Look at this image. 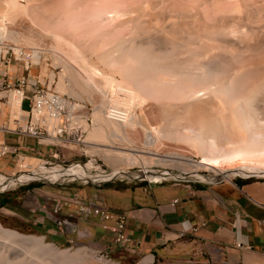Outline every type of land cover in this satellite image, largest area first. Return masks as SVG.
Masks as SVG:
<instances>
[{
  "label": "rangeland",
  "instance_id": "374dc122",
  "mask_svg": "<svg viewBox=\"0 0 264 264\" xmlns=\"http://www.w3.org/2000/svg\"><path fill=\"white\" fill-rule=\"evenodd\" d=\"M7 1H11V0H6V2H5V0H0V11H1V9L7 10V11H3V10L1 11L2 14L3 13L4 14L6 13V14L4 16L5 17L4 22H1V21L0 22L5 23L6 27L8 29H10V31L12 30L16 33L18 32L19 33V34L17 33L18 36H24V38H25V41H24V39H22L23 37L22 38L19 37L17 41H15V40L12 41V39L7 40V42H5V43L9 46V48H11L13 50V47L18 45L19 47L26 49L30 55H33L32 54L33 48H31L32 50L30 49V47H33V45L30 44L31 42L29 43L26 40L27 37H29V38L31 37V38H34L33 42H35L39 48L42 47L43 51H45L46 49L48 50V51L44 52L45 54H43L40 64H37L31 58H30V60H28L29 62H31V64L29 66L28 73L26 72L25 75H27L32 80L39 81V83L42 85H44V84L49 85V86L51 85L55 91L58 90L57 92L62 94V95L69 96V97L74 98L80 102H85V103L91 104L93 107V110H94V112H93L94 123H97V118H96L97 114L96 113H97V111H99L97 108L100 104H102L103 98L98 91L94 92V89L92 91L90 90L91 87L93 86V84H91L92 85L91 86V85H89L90 84L89 83L88 84L89 87H87L86 85H85L86 86L85 87L83 85L86 83L85 80L82 81L84 83H80L82 80V78L80 76H79L80 77V81H79L80 86H78L77 80H79V77L78 76H76V77L72 76L73 73H71L72 71L70 72L69 70H70V68H76V65L84 66L87 64V66L90 67L91 70H93V72H95V73H96V71L97 72L100 71L101 73L104 72L103 74L107 73L108 75H110V73L112 71H109V70H111V69L108 68L105 64H103V61H102V59H100V57L104 54L105 55L110 54V57H113L115 55V58H117L119 55V52L121 51L119 46H121V48H124L125 52H123V53H127L126 51H128V49L133 50V52L136 53L135 50L139 49V51H137V52L142 53V54L144 53L146 55L148 54L147 56L152 57L156 63H159V64L163 63L162 65L166 64L168 66H171L170 69H172V70L181 68L182 71L188 72V70L186 68L189 69V67L191 65L193 68L190 67V71L191 72L197 71V73L199 72L198 74H200L199 70H203L201 72V73H203L208 68H210V67L214 68V66L216 65L215 66L216 68H214L216 76L214 73L211 78L206 79V80H208L207 81L208 83L203 82V84L201 86L203 87L205 85L204 83H207L208 85L206 84L205 86L209 87V85H210L209 83L211 81V84H212L211 86L214 85L213 88H216V86H218L219 84L217 85V83L215 84L214 82L218 81L219 80L218 77L220 76L221 77V78L219 77L220 81L223 79L224 81L223 80L222 81L224 82V84H227L226 87L224 88L225 89L224 93L225 94L228 93V95L220 94L222 99L221 98H219V99H221V100L224 99L223 103L222 102L219 103L220 105L217 102L214 103V101L212 100L211 97H210L211 100L209 99V95H208L209 89L207 90V87H205V86H204V88H205L206 92L203 91L204 88H202V87L201 88L199 87L198 89H196V92H195L196 97H194V98L198 99V101L195 100L194 98H192L193 100H191V102H192L191 103V102H189V100L191 99L190 96L185 95V96H188L185 99V97H183L184 95L180 96L181 94H179L180 97L178 95H171V93H168V91H167L168 89L166 90L167 87H163V86H159L158 88H155V91L157 93L156 95H158V96L155 95V91L153 92L154 96H151L149 93H144V92H140V91L138 92V90L134 89V87L131 85V83H129L130 81L128 79H126V78L124 79V76L122 77V75L120 77V74L119 73L117 74L116 72L113 74L116 75L115 79L118 81L119 84L118 83L117 84L119 86L114 85V87H112L114 89H112L107 84V82L102 78V76L101 77H99L98 75L94 76L93 82L97 81V83L94 82V84L100 83V85H101V87L99 86L100 89L106 91L107 95L110 93L109 98H111L114 101L116 106H119V107L121 106L123 109L127 108V109H129L130 112L135 113V114L137 113L136 115H139L142 113V115L144 117H147V119L149 120L150 124L153 127H155V128L159 127L160 128L161 126L167 125V127L169 126L168 129L174 131L175 133H177V132L178 133L179 132L180 133H189L190 132L193 134L195 132V128L197 127L199 120L201 118L206 117L209 114V109L212 112H215L218 114H223L226 112L230 113V109H231L230 104L235 102L236 97L239 98L238 94L239 95L240 94L246 95L247 93H249L250 90H252L251 88L252 87L254 88L256 86V84L261 81V79H262L261 77L264 76V71H261V70H264L263 69L264 66L262 65V64H264V29H262V28H264V0H57V1L56 0H53V1L52 0H44V1L43 0H38V1L37 0H29L30 2H28V0H23V1L18 0V2H17V0H15L17 2V5H18V6H15V8L14 7L11 8L10 6H12V4L10 2H9L10 4L7 3ZM4 3L8 4V6ZM48 3H50V4H48ZM5 5H6V7H5ZM24 6L26 8H24ZM1 7H5V9L1 8ZM8 7H10L9 10L11 9L10 11L8 9H6ZM30 7H32V8H30ZM21 8H23V10H25L26 12L23 11ZM144 8L146 11L144 10ZM12 9H14V10L12 11ZM20 11H23V12H20ZM149 11H151V12H149ZM10 13H13V14H10ZM246 13H248V14H246ZM139 14H140V16H139ZM152 16H154V18ZM139 17H140V20H139ZM134 18H136V19H134ZM155 18H157L159 20H157V19L155 20ZM216 18L217 19L219 18V19L217 20ZM237 18L240 21H238ZM251 18H253V19H251ZM225 19H227V20H225ZM173 20H175V21L173 22ZM150 21H151V23H150ZM158 21H160V22H158ZM203 22H204V24H203ZM167 23H168V25H167ZM192 24H193V27L196 26V28L191 27ZM161 25L163 26V28ZM164 25H165V27H164ZM208 25H210V26H208ZM173 26H174V28H173ZM188 27H190V28H188ZM254 27L255 28L257 27V28L255 29ZM160 28H162V29H160ZM151 29H154L155 31L151 30ZM191 29H193V30L195 29L194 33L192 32L193 30H191ZM205 29H207V30L205 31ZM239 29H241V30H239ZM253 29H255V30H253ZM162 30H164V31H162ZM209 30H211L212 32ZM213 30H216V31L213 32ZM229 30H230V32H229ZM234 30H236V31H234ZM221 31H223V32H221ZM152 32H155V35ZM217 32H219V33H217ZM230 33H232V34L230 35ZM165 34H166V36H165ZM143 35H145V36H143ZM161 35H162V37H161ZM175 35H177V36H175ZM198 35H200L201 37H204V38L200 39L201 37L199 36V38H198ZM210 35H211V37H210ZM232 35H233V37H232ZM242 35H244V37ZM55 36H56V38H55ZM174 36H175V38H174ZM205 36H207V37L205 38ZM228 36L230 38L229 39L230 41L228 40ZM236 36H238V38ZM240 36H242V38ZM129 37H131L132 39ZM216 37H218V38H216ZM219 37H221V38H219ZM143 38H145V39H143ZM189 38H190V40H189ZM232 38H233V40H232ZM253 38H255V39H253ZM126 39H127V41L128 40L129 41L126 42ZM225 39H227L226 40L227 42L225 41ZM257 39H258V41H257ZM241 40L245 41V42L243 43ZM179 41H180L181 45H180ZM199 41H200V43H199ZM213 41H215V42H213ZM223 41H225V42L223 43ZM33 42H32V44H33ZM120 42L125 43L126 45L123 44L124 46H122V43L120 44ZM133 43L135 45H133ZM232 43H234V44H232ZM117 44H120V45L118 46ZM141 44H144V45H141ZM170 44L174 47H172ZM177 44L179 46H177ZM204 44H206V45H204ZM8 46L2 51V54L6 53V49H9ZM67 46H68V48H67ZM116 46H117V49H116ZM201 46L204 48L203 49L204 51H202ZM217 47H219L221 49H219ZM260 47H262V48H260ZM44 48H45V50H44ZM107 48H110V49H108L109 51L107 50ZM114 48H115V50H114ZM55 49L57 50V52ZM60 49H61V51H60ZM73 49H74V51H73ZM12 50H10V55H8L9 57H11V59H13ZM110 50H112V51H110ZM130 50L128 53H130ZM145 50H146V52H145ZM169 50L172 53L169 54ZM62 51L64 54L62 53ZM78 51H79V53H78ZM115 51H117V52H115ZM186 51L188 53H186ZM199 51H201V52H199ZM247 51H249V52H247ZM253 51H255V52H253ZM75 52H77V53H75ZM204 52H205V54H203ZM52 53H54V54H52ZM69 53L72 54V55H70L71 57L69 56ZM93 53H94V55H93ZM112 53H115V54L112 55ZM252 53H253V55H252ZM81 54H84V55H81ZM142 54H141V56H143L144 58H147V56L142 55ZM150 54H152V56ZM235 54H236V56H235ZM55 55L58 57H55ZM75 55H77L78 57ZM168 55H169V57H168ZM171 55H173V56H171ZM176 55H178V56H176ZM66 56H67L68 61H70V64H66V63H69V62H67V59L63 60V58H66ZM72 57L73 58L76 57L75 60L73 59L75 61V63L71 59ZM166 57H167V59H166ZM201 58L203 60H201ZM251 58H253V59H251ZM171 59H172V62H171ZM215 59L216 60L220 59V60H218V62H217V61H215ZM92 60H93L94 64L91 63ZM166 60H168L167 61L168 64H167ZM174 61L177 63H174ZM184 61H186L187 64ZM76 62H77V64H76ZM83 62H85V63L83 64ZM217 63H219V64H217ZM74 64H76V65L74 66ZM179 64H180V66H179ZM210 64L213 65V67ZM234 64H236V65H234ZM12 65H14V66L11 68H13L15 70L16 69L22 70V74L20 75L22 78L23 77V70L25 69V67L27 68V64L21 63V62H17V64H16V62H14V60H13ZM69 65H71V67ZM87 66H84V67H87ZM259 66H260V68H259ZM65 67H68V68H65ZM183 68L186 69L187 71L184 70ZM223 68L224 69L226 68V69L224 70ZM256 68L259 69L260 71L257 70ZM181 69H179V70H181ZM228 71H229V73H228ZM217 72L219 74H217ZM222 73H223V76H222ZM113 74H111V75H113ZM154 74H157L155 76V78L157 77L156 79H158L160 77V75H158V72L154 73ZM225 74L227 75L226 77L224 76ZM243 74H245V75H243ZM53 75H54V78H52ZM217 75H218V77H217ZM238 76L240 78H238ZM77 77H78V79L76 80ZM223 77H225V78H223ZM100 78H102V79H100ZM212 78H213V80H211ZM216 78L218 80L214 81V79H216ZM248 78L250 80H247ZM238 79H240L241 82L240 81L238 82ZM100 80H103V82L101 83ZM206 80H204V81H206ZM243 80H246V81H243ZM76 81H77V88H76V84H75ZM119 81L121 82V84ZM168 81H169V79H168ZM230 81H231V83H230ZM232 81L235 82L234 85H233ZM242 81L244 82V84ZM248 81H250V82H248ZM256 81H258V82H256ZM60 82L64 83L65 85L67 84V87L69 85V87L61 91V88L60 89L58 88V85L60 84ZM124 84H125V87L123 86ZM251 85H253V86H251ZM79 87H81L82 90ZM117 87H120V88L118 89ZM131 88L134 90H132ZM234 88H236V89H234ZM124 89H126V90H124ZM83 90H85V91H83ZM158 90L163 95H161L158 92ZM198 90H202V91H198ZM232 90H235L236 94H234L235 91L233 92ZM13 91H17V90H13ZM131 91H132V93H130ZM162 91H164V92L162 93ZM166 91H167V93H166ZM126 92H127V94H126ZM197 92L199 93V95ZM201 92H202V94H201ZM243 92H246V93L243 94ZM17 93H18L17 96L12 97V98L8 96V93H5L6 94L5 97L7 99L0 101L1 119L4 118V114L7 112L9 120H11L10 127H12V128H15V126H16L15 124H13L14 123L13 120L20 117L21 114L24 115L26 113L27 108H28V101H29V97H30V96H28V98L24 99L23 108L21 109V111H19V110H16L15 108H17L16 107L17 104L20 103L22 93H20L18 91H17ZM29 95H30V93H29ZM220 95H219V97H220ZM1 96L2 95L0 94V97ZM171 96L174 98L173 99L170 98ZM230 96L232 99L230 98ZM232 96L234 97V99ZM147 97H148V99H147ZM140 98H142V99L140 100ZM161 98L162 99L164 98V99L162 100ZM205 98H206V100H205ZM230 99L233 102H231ZM236 100H237V98H236ZM135 101H137V103ZM141 101L144 103H142ZM205 101L208 103H206ZM9 102H13V104H15L14 108H12L15 110V115H12V110L10 108ZM200 102H202V103H200ZM199 103H200V105H199ZM221 104H224V105L222 106ZM124 105H126V106L129 105V106L126 107ZM168 106H170V107H168ZM203 107H206V108L208 107V108L204 110ZM161 108L163 109V111ZM179 110H180V112H179ZM198 111H201V112L199 113ZM207 111H208V113H207ZM178 112L180 115L177 114ZM165 114H168L169 116H167ZM184 114L187 116H184ZM174 115H175V117L173 118ZM193 119H196L198 121H195ZM184 120H185V123H184ZM191 120H193V122H195V124ZM163 123H164V125H163ZM191 124L195 125V128L192 127ZM178 125H179V127L176 128V126H178ZM94 127L95 126H93L88 131V134L86 136V138H87L86 142H89V143L86 144V148H84V150H81V146H78V145H68V146L53 145L52 147H54V149H55L54 151H56L60 154V158L59 159L49 158L48 160H43V161H47V162L53 164V166L47 165L48 167H46V168H53V167H59L60 168L61 167V168L68 169L69 172H70V170H74L76 172L83 173L86 170V167H84V165L91 162V164L93 163L92 164L93 167H91V170L94 173L97 170L112 171L115 169V170H127V171H130L131 173L135 174V173H138L139 171H142L143 170L142 166L145 165L151 171H157L159 173L165 174L166 176L172 175V174L178 176V177H164L165 179H169V181H167V182L185 183V181H182V182L173 181V179H179V180H189V181H192L196 184H202V185L210 186L209 184H206V182H210L212 180H215V179H211L214 176V173L212 171L201 170L202 172L194 173L191 170L184 168L183 164L181 165V163H179V162L176 163L173 160L163 161V160L168 159V156L171 154L183 155V156L189 157L195 161L202 160L204 153L202 151H200L199 149H197L196 147H194L191 143L184 141V139H182V138H180V139L178 138V140L177 139H174V140L163 139L160 143H158V145L155 148H153V150H155V153L157 154L156 156H151L147 153H141V154L138 153V158L135 157V162L133 161L134 163L132 162L133 164L129 165V164L123 162L122 160L121 161L120 160L119 161L118 160L113 161V160H110L109 158H106L107 156L105 155V152L101 148H103V149H113V148L109 147V145H107L108 143L103 142V140L98 141V138L97 139L90 138L91 131H93ZM191 128H194V129H191ZM262 129L258 130V132H257V130H252V132L250 133L251 136H254L256 138L264 137V133H262V132L260 133V131ZM263 132H264V129H263ZM232 133L233 132H229V133L226 132L225 135L223 134L222 135L223 138L222 139L220 138L221 140H219L221 143L219 141H218L219 144H218V142L215 143V145L213 147H215V148L217 147V148L213 149L211 147V151L214 150L213 152L217 153L223 149H230V148H233L237 145L239 146L246 139V137L244 136L245 133H243V132H241L242 134L240 132H239L240 134L239 133L237 134L235 132L233 134ZM130 135L132 136L133 139H135L136 145L139 149L146 150L145 149V147H146L145 136H144L143 129L137 128L135 130V132H130ZM230 135L233 137H231ZM260 135H263V136H260ZM29 137H31V136H29ZM235 137H236V139H235ZM31 138H34V137H31ZM34 139L37 142H42V141H39V139H36V138H34ZM234 140H235V142H234ZM43 141H52V140L47 138V139H44ZM43 143L48 144L46 142H43ZM48 146H51V145H48ZM114 146L119 147L118 144H116ZM217 149H218V151H216ZM136 158H137V160H136ZM41 163H42V161H39V160L35 159L34 157H30V156L25 161H18L16 159L15 165L13 166V168L9 172V174H7V177L9 179H11L13 176H15L17 174L25 173L26 170L30 171V170H33L34 168L36 169L39 166H42ZM238 165H242V163L241 164L237 163V165H236V163L235 164L233 163V165H231V166L236 167ZM231 166H226V167H231ZM263 167H264V164H263ZM195 174H198L201 177H204L205 179H208V180L202 181V180H195V179H192L190 177L188 178V176H194ZM179 176H184V178L179 177ZM134 178L135 179H133L131 177H126V178L121 177V178H117V180H115L114 182H110V183H106V184L119 188V187H123V186L134 185L135 182H138L141 184L147 183V182H143L141 180H138V179L143 178L141 176H139V177L134 176ZM258 178H260V180H264V175L258 174L257 176H252V174H241V175H236L235 177H233L232 180H237V179L249 180V179H258ZM109 179H111V178L93 179L90 181L75 180L73 182L72 181L71 182H63L60 185L57 183L55 184L52 182H48L46 179H44V177L43 178L42 177L41 178L33 177V178H29V179H28V177H24L20 181L15 182V184H12V183H14V181H10V184H12V185L3 188L0 191L5 190L3 192V194H5V193L7 194L8 190H11V188L16 187L15 186L16 184L26 185V184L41 183V184L46 185L49 188L53 187V192H56L55 190H57V189L66 187L69 189H73V191L77 192L75 194H85L83 196V198H89V197L94 198L95 197L94 200L96 199V200H101L102 202H104L101 199V197L99 196L100 195L99 191L95 190L94 182L100 183V182H104V181L109 180ZM120 179H125V180H120ZM160 179H163V178L154 177V178L149 179V180L157 182ZM216 180H221V181L223 180L224 182L229 181V180H226L224 178H219ZM216 184H219V183H216ZM11 186H13V187H11ZM93 190H95V193H92ZM52 220H54V219H52ZM0 223L5 228H9V229L18 231L24 235H34V236H38V237H44L45 238L44 241L47 244L54 245V246H56L60 249H63V250H68L70 252H73L79 248H83V247L86 248V252L90 255L89 256L90 258L85 260L84 262H78L77 264H141V262L145 258L141 255H131V254L125 253V252L120 251V250H116L115 253L109 254L108 257H103L101 255L105 254L104 251H96L83 242L73 240L71 238V236L69 235V233H67L66 231L64 232L63 235L60 234L62 236L61 238H63V239H58L57 238L58 235L55 232L47 231L46 229H40V228L38 229V227H31L30 226L27 228L24 226H19L13 220H6L3 216H1V213H0ZM54 223L56 224L55 221H54ZM20 227H22V228H20ZM1 254L7 255V257L9 258V260L11 262H15V261H18L21 259H25L29 263L31 262L30 264H56L48 256H42V255L38 256L37 254L30 253V252L24 250L23 248H20V247L14 245L12 243H9L7 241L4 242L3 239H0V257L2 256ZM40 258H42V259H40ZM153 264H156V259H154Z\"/></svg>",
  "mask_w": 264,
  "mask_h": 264
},
{
  "label": "crops",
  "instance_id": "0c3cea01",
  "mask_svg": "<svg viewBox=\"0 0 264 264\" xmlns=\"http://www.w3.org/2000/svg\"><path fill=\"white\" fill-rule=\"evenodd\" d=\"M10 70V80L21 77L22 70ZM17 94L10 91L8 96ZM10 103L15 115L14 104ZM10 122L7 112L4 118L0 116V125L10 126ZM2 144L18 146L28 157L43 160L58 153L53 145L19 134L0 132ZM15 161L12 156L0 157V175L7 177ZM8 183L0 188L15 184ZM206 184L210 186L194 182L157 185L135 182L119 188L95 185L108 206L128 214L127 231L132 242L127 249L113 244L114 234L107 230L111 223H103L98 218L83 219L80 205L95 197L83 198L85 194H75L66 187L53 192V187L41 183L16 184L7 194H3L5 190L0 191V213L19 226L55 232L58 239H63L61 235L66 231L73 240L96 251L111 254L120 250L145 258L152 256L156 264H264V180L237 179ZM237 242L252 249H239Z\"/></svg>",
  "mask_w": 264,
  "mask_h": 264
},
{
  "label": "bare ground",
  "instance_id": "6f19581e",
  "mask_svg": "<svg viewBox=\"0 0 264 264\" xmlns=\"http://www.w3.org/2000/svg\"><path fill=\"white\" fill-rule=\"evenodd\" d=\"M23 1V0H22ZM38 1V0H37ZM44 1V0H43ZM53 1V0H52ZM51 1V2H52ZM57 1V0H56ZM6 2V0H5ZM11 3L12 6H10L11 8H15V6H18L17 5V2L15 0H11V1H7V3ZM28 2H30L28 0ZM36 2V1H35ZM50 2V1H49ZM55 2V1H54ZM3 3V2H2ZM9 3V4H10ZM26 3V2H25ZM6 4V3H4ZM19 4V3H18ZM50 4V3H48ZM54 4V3H53ZM3 5V4H2ZM8 6V4H6ZM5 5V7H6ZM20 5V4H19ZM31 5V4H30ZM47 5V4H46ZM5 7H1V8H4ZM6 8L9 10V8ZM49 7V6H48ZM142 7V6H141ZM19 8V7H18ZM24 8H26L24 6ZM32 8V7H30ZM46 8V7H45ZM152 8V7H151ZM23 10V8H21ZM3 9H1L2 11ZM11 10V9H10ZM9 10V11H10ZM14 9H12L13 11ZM35 10V9H34ZM38 10V9H37ZM142 10V9H141ZM145 10V8H144ZM0 11V21L1 22H4V19H5V14L3 15L2 12ZM3 11H7V10H3ZM25 11V10H23ZM23 11H20V12H23ZM47 11V10H46ZM146 11V10H145ZM18 12V11H17ZM16 12V13H17ZM26 12V11H25ZM136 12V11H135ZM151 12V11H149ZM37 13V12H36ZM133 13V12H132ZM10 14H13V13H10ZM248 14V13H246ZM41 15V14H40ZM137 15V14H136ZM157 15V14H156ZM26 16V15H25ZM135 16V15H134ZM140 16V14H139ZM246 16V15H245ZM251 16V15H250ZM253 16V15H252ZM43 17V16H42ZM132 17V16H131ZM154 18V16H152ZM256 18V17H255ZM11 19V18H10ZM136 19V18H134ZM151 19V18H150ZM157 18H155L156 20ZM217 19V18H216ZM219 19V18H218ZM217 19V20H218ZM253 19V18H251ZM139 20H140V17H139ZM159 20V19H157ZM227 20V19H225ZM238 20V18H237ZM169 21V20H168ZM175 20H173L174 22ZM230 21V20H229ZM234 21V20H233ZM240 21V20H238ZM0 22V23H1ZM154 22V21H153ZM160 22V21H158ZM167 22V21H166ZM171 22V21H170ZM172 22V23H173ZM196 22V21H195ZM225 22V21H224ZM223 22V23H224ZM235 22V21H234ZM151 23V21H150ZM155 23V22H154ZM157 23V22H156ZM176 23V22H175ZM200 23V22H199ZM198 23V24H199ZM226 23V22H225ZM230 23V22H229ZM165 24V23H164ZM174 24V23H173ZM196 24V23H195ZM204 24V22H203ZM237 24V23H236ZM250 24V23H249ZM125 25V24H124ZM154 25V24H153ZM166 25V24H165ZM164 25V27H165ZM168 25V23H167ZM175 25V24H174ZM219 25V24H218ZM224 25V24H223ZM227 25V24H226ZM235 25V24H234ZM245 25V24H244ZM150 26V25H149ZM152 26V25H151ZM162 26V25H161ZM206 26V25H205ZM210 26V25H208ZM215 26V25H214ZM238 26V25H237ZM250 26V25H249ZM258 26V25H257ZM153 27V26H152ZM193 27V24L192 26ZM216 27V26H215ZM223 27V26H222ZM226 27V26H225ZM242 27V26H241ZM248 27V26H247ZM251 27V26H250ZM261 27V26H260ZM259 27V28H260ZM263 27V26H262ZM157 28V27H156ZM163 28V26H162ZM160 28V29H162ZM174 28V26H173ZM190 28V27H188ZM193 28H196L193 27ZM207 28V27H206ZM214 28V27H213ZM218 28V27H217ZM224 28V27H223ZM222 28V29H223ZM255 28V27H254ZM257 28V27H256ZM255 28V29H256ZM159 29V30H160ZM168 29V28H167ZM204 29V28H203ZM208 29V28H207ZM205 29V31L207 30ZM210 29V28H209ZM212 29V28H211ZM226 29V28H225ZM245 29V28H244ZM250 29V28H249ZM253 29V30H255ZM264 29V28H262ZM148 30V29H147ZM151 30H154V29H151ZM193 30V29H191ZM241 30V29H239ZM238 30V31H239ZM247 30V29H246ZM245 30V31H246ZM258 30V29H257ZM256 30V31H257ZM146 31V30H145ZM155 31V30H154ZM164 31V30H162ZM195 29L192 31L194 33ZM211 31V30H209ZM216 31V30H213V32ZM219 31V30H218ZM224 31V30H223ZM221 31V32H223ZM236 31V30H234ZM250 31V30H249ZM248 31V32H249ZM259 31V30H258ZM161 32V31H160ZM171 32V31H170ZM169 32V33H170ZM186 32V31H185ZM191 32V33H192ZM199 32V31H198ZM208 32V31H207ZM212 32V31H211ZM210 32V33H211ZM220 32V33H221ZM230 32V30H229ZM233 32V31H232ZM242 32V31H241ZM247 32V33H248ZM18 33V32H17ZM16 32L14 31H10V29H8L5 25V23H1L0 24V56L2 54V51L8 46L5 42H7V40L9 39H12L17 41L19 37H23L22 39H24L25 41V38L24 36H18ZM154 33L155 35V32H152ZM190 33V32H189ZM206 33V32H205ZM219 33V32H217ZM216 33V34H217ZM238 33V32H237ZM262 33V32H261ZM260 33V34H261ZM132 34V33H131ZM139 34V33H138ZM142 34V33H141ZM158 34V33H157ZM161 34V33H160ZM213 34V33H212ZM215 34V33H214ZM224 34V33H223ZM232 33H230L231 35ZM249 34V33H248ZM150 35V34H149ZM159 35V34H158ZM172 35V34H171ZM188 35V34H187ZM196 35V34H195ZM203 35V34H202ZM209 35V34H208ZM207 35V36H208ZM222 35V34H221ZM237 35V34H236ZM246 35V34H245ZM250 35V34H249ZM129 36V35H128ZM135 36V35H134ZM145 36V35H143ZM166 36V34H165ZM177 36V35H175ZM174 36V38H175ZM197 36V35H196ZM200 35H198V38H199ZM204 36V35H203ZM205 36V38L207 37ZM215 36V35H214ZM235 36V35H234ZM244 37V35H242ZM242 36H240L242 38ZM251 36V35H250ZM255 36V35H254ZM33 37V36H32ZM137 37V36H136ZM152 37V36H151ZM150 37V38H151ZM162 37V35H161ZM191 37V36H190ZM194 37V36H193ZM201 37V36H200ZM211 37V35H210ZM233 37V35H232ZM238 38V36H236ZM235 37V38H236ZM252 37V36H251ZM250 37V38H251ZM257 37V36H256ZM56 38V36H55ZM59 38V37H58ZM125 38V37H124ZM131 38V37H129ZM153 38V37H152ZM158 38V37H157ZM160 38V37H159ZM173 38V39H174ZM195 38V37H194ZM204 37H201L200 39H202ZM209 38V37H208ZM218 38V37H216ZM221 38V37H219ZM240 38V39H241ZM260 38V37H259ZM21 39V40H22ZM33 39L34 38H29L27 37L26 40L31 44L33 45V47H30L33 48V55L31 57V59L36 62L37 64H40L41 63V59H42V56L43 54H45L44 52L45 51H48L47 49L43 51L42 50V47H38L36 45L35 42H33ZM53 39V38H52ZM120 39V38H119ZM132 39V38H131ZM145 39V38H143ZM165 39V38H164ZM168 39V38H167ZM166 39V40H167ZM177 39V38H176ZM192 39V38H191ZM196 39V38H195ZM229 36H228V40H229ZM255 39V38H253ZM54 40V39H53ZM123 40V39H122ZM125 40V39H124ZM150 40V39H149ZM152 40V39H151ZM190 40V38H189ZM194 40V39H193ZM199 40V39H198ZM217 40V39H216ZM223 40V39H222ZM221 40V41H222ZM227 39H225L226 41ZM233 40V38H232ZM248 40V39H247ZM260 40V39H259ZM26 41V42H27ZM58 41V40H57ZM129 41V40H128ZM127 39H126V42H128ZM173 41V40H172ZM175 41V40H174ZM220 41V40H219ZM223 41V43L225 42ZM230 41V40H229ZM242 41V40H241ZM258 41V39H257ZM33 42V44H32ZM124 42V41H123ZM133 42V41H132ZM131 42V43H132ZM147 42V41H146ZM151 42V41H150ZM165 42V41H164ZM163 42V43H164ZM168 42V41H167ZM205 42V41H204ZM215 42V41H213ZM227 42V41H226ZM243 43L245 41H242ZM9 43V42H8ZM18 43V42H17ZM69 43V42H68ZM118 43V42H117ZM122 42H120L121 44ZM135 43V42H134ZM133 43V45H135ZM173 43V42H172ZM180 43V41H179ZM200 43V41H199ZM247 43V42H246ZM249 43V42H248ZM259 43V42H258ZM116 44V43H115ZM120 44H117L118 46ZM123 44L125 43H122V46H124ZM165 44V43H164ZM186 44V43H185ZM214 44V43H213ZM234 44V43H232ZM254 44V43H253ZM252 44V45H253ZM261 44V43H260ZM16 45V44H15ZM29 45V44H28ZM56 45V44H55ZM126 45V44H125ZM141 45H144V44H141ZM159 45V44H158ZM171 45V44H170ZM181 45V43H180ZM184 45V44H183ZM182 45V46H183ZM200 45V44H199ZM206 45V44H204ZM224 45V44H223ZM241 45V44H240ZM262 45V44H261ZM54 46V45H53ZM115 46V45H114ZM155 46V45H154ZM160 46V45H159ZM168 46V45H167ZM172 46V45H171ZM176 46V45H175ZM177 46H179L177 44ZM186 46V45H185ZM232 46V45H231ZM242 46V45H241ZM244 46V45H243ZM9 47V46H8ZM29 47V46H28ZM120 47V52H119V55L117 58H115V55L113 57H110V54H104L100 57V59H102L103 61V64H105L108 68H110L111 70L109 71H112L110 73V75H108L107 73L106 74H103L101 73L100 71H96L93 72V70H91L90 67L86 65L84 66H87V67H84V66H78L76 64H74V66L76 65V68H70V72L73 73L72 76H80L82 78L81 82L80 83H84L82 82L83 80H85V84H83L84 86L86 85L87 87H89V85L93 84V87H91V91L94 89V92L95 91H98L103 100H102V104H100L98 106V110L97 111V123H94V129L93 131H91V135H90V138H93V139H97L98 138V141L100 140H103V142H107L109 145V147L113 148V149H103L101 148L104 152H105V155L107 156L106 158H109L110 160H122L123 162L129 164V165H132L134 162H135V157L138 158V153H147L151 156H156L157 154L155 153V150H153V148H155L158 143H160L163 139H168V140H174V139H177L178 138H182L184 139V141L186 142H189L191 143L194 147H196L197 149H199L200 151H202L204 153L203 157H202V160L200 161H195V160H192L191 158L189 157H185L183 155H179V154H171L168 156V159L166 160H163V161H175L176 163L179 162L181 163V165L183 164L184 168L188 169V170H191L192 172L194 173H199V172H202L201 170H209V171H212L214 173V176L211 178V179H215V180H212L208 183H215V182H218V181H221V180H216V179H219V178H224L226 180H229L231 181L233 179V177H235L236 175H241V174H252V176H257L258 174H262L264 175V167H263V164H264V137H260V138H256L254 136H251V132L252 130H260L264 127V76H262L261 78V81L259 83L256 84V86L253 88H251L252 90H250L249 93H247L246 95H239L238 93V97L237 100L235 98V102L230 104L231 105V109H230V113L226 112V113H223V114H218V113H215V112H212L210 109H209V114L204 117V118H201L197 124V127L195 128V125L191 124L192 127L195 128V132L192 134V133H175L174 131L168 129L169 126L167 127V125H163L164 126H161L160 128H155L153 127L149 120L147 119V117H144L141 114L139 115H136L135 113H132L129 111V109L127 108H122L121 106H116V104L114 103V101L109 98V94L107 95L106 91L104 90H101L100 87V83L98 84H94L93 82V78L94 76L98 75L99 77L102 76V78L107 82V84L112 88L114 87V85H118V81L115 79V74L113 73H119L120 74V77L122 75V77L124 76V79H128L131 83V85L134 87V89H137L138 92H144V93H149L151 96H154V91H155V88H158L159 86H163V87H167L166 90L168 91V93H171V95H178L181 94L180 96H183L185 97V99L190 96L191 99L189 100V102H191V100H193L192 98L196 97L195 96V92H196V89H198L199 87L201 88L203 82H207L208 78H211L212 75L215 73V69L216 68L214 66V68H208L207 70H205V72L201 73L203 70H199L200 71V74L194 71H190V67L193 68L191 65L188 68H186L188 70V72H185V71H182L179 70V69H175V70H172L170 69L171 66H168L166 64L162 65V64H159V63H156L154 61V59L152 57H148L146 54H142V53H139L137 51L138 50H135L136 53L133 52V50H130L128 49V51H126L127 53H123L125 52L124 48H121ZM133 47V46H132ZM174 47V46H172ZM193 47V46H192ZM200 47V46H199ZM202 47V46H201ZM207 47V46H206ZM238 47V46H237ZM255 47V46H254ZM259 47V46H258ZM27 48V47H26ZM51 48V47H50ZM68 48V46H67ZM76 48V47H75ZM134 48V47H133ZM142 48V47H141ZM176 48V47H175ZM174 48V49H175ZM214 48V47H213ZM219 48V47H217ZM262 48V47H260ZM29 49V50H30ZM77 49V48H76ZM110 49V48H107V50ZM116 49H117V46H116ZM178 49V48H177ZM204 48L202 47V51ZM221 49V48H219ZM251 49V48H250ZM257 49V48H256ZM255 49V50H256ZM13 50L19 54L21 51H24L26 49L22 48V47H19L18 45H16L15 47H13ZM32 50V49H31ZM54 50V49H53ZM56 50V49H55ZM115 50V48H114ZM127 50V49H126ZM130 50V53H128ZM188 50V49H187ZM198 50V49H197ZM209 50V49H208ZM207 50V51H208ZM233 50V49H232ZM248 50V49H247ZM253 50V49H252ZM251 50V51H252ZM61 51V49H60ZM74 51V49H73ZM109 51V50H108ZM112 51V50H110ZM118 51V50H117ZM115 51V52H117ZM178 51V50H177ZM192 51V50H191ZM246 51V50H245ZM57 52V50H56ZM71 52V51H70ZM146 52V50H145ZM154 52V51H153ZM165 52V51H164ZM201 52V51H199ZM206 52V51H205ZM205 52L203 54H205ZM218 52V51H217ZM216 52V53H217ZM223 52V51H222ZM221 52V53H222ZM249 52V51H247ZM255 52V51H253ZM262 52V51H261ZM48 53V52H47ZM63 53V51H62ZM77 53V52H75ZM79 53V51H78ZM111 53V52H110ZM172 53L170 52L169 50V54ZM186 53H188L186 51ZM194 53V52H193ZM226 53V52H225ZM240 53V52H239ZM260 53V52H259ZM54 54V53H52ZM56 54V53H55ZM64 54V53H63ZM103 54V53H102ZM115 54V53H112V55ZM142 55H145L147 56V58H144ZM153 54V53H152ZM152 54H150L152 56ZM181 54V53H180ZM190 54V53H189ZM195 54V53H194ZM202 54V55H203ZM214 54V53H213ZM68 55V54H67ZM72 55L71 53H69V56ZM80 55V54H79ZM81 55H84V54H81ZM92 55V54H91ZM94 55V53H93ZM149 55V56H150ZM154 55V54H153ZM184 55V54H183ZM182 55V56H183ZM193 55V54H192ZM198 55V54H197ZM208 55V54H207ZM211 55V54H210ZM227 55V54H226ZM243 55V54H242ZM253 55V53H252ZM65 56V55H64ZM74 56V55H73ZM77 56V55H75ZM173 56V55H171ZM178 56V55H176ZM190 56V55H189ZM188 56V57H189ZM212 56V55H211ZM223 56V55H222ZM236 56V54H235ZM55 57H58L55 55ZM71 57V56H70ZM78 57V56H77ZM84 57V56H83ZM92 57V56H91ZM98 57V56H97ZM157 57V56H156ZM169 57V55H168ZM185 57V56H184ZM191 57V56H190ZM200 57V56H199ZM202 57V56H201ZM208 57V56H207ZM256 57V56H255ZM81 58V57H80ZM163 58V57H162ZM172 58V57H171ZM210 58V57H209ZM217 58V57H216ZM242 58V57H241ZM58 59V58H57ZM64 59H67V56L66 58H63ZM72 60L76 59L75 58H71ZM99 59V58H98ZM167 59V57H166ZM187 59V58H186ZM231 59V58H230ZM253 59V58H251ZM250 59V60H251ZM73 60V61H74ZM79 60V59H78ZM158 60V59H157ZM181 60V59H180ZM194 60V59H193ZM199 60V59H198ZM201 60H203L201 58ZM200 60V61H201ZM208 60V59H207ZM220 60V59H218ZM218 60L215 59V61L218 62ZM222 60V59H221ZM228 60V59H227ZM236 60V59H235ZM59 61V60H58ZM66 61V60H65ZM87 61V60H86ZM90 61V60H89ZM101 61V60H100ZM168 60H166L167 62ZM197 61V60H196ZM226 61V60H225ZM243 61V60H242ZM253 61V60H252ZM67 62L69 63H66V64H70V61H68L67 59ZM160 62V61H159ZM170 62V61H169ZM171 62H172V59H171ZM170 62V63H171ZM181 62V61H180ZM186 62V61H184ZM207 62V61H206ZM235 62V61H234ZM263 62V61H262ZM75 63V61H74ZM82 63V62H81ZM85 62H83L84 64ZM88 63V62H87ZM90 63V62H89ZM93 63V60L92 62ZM165 63V62H164ZM174 63H177L174 61ZM194 63V62H193ZM200 63V62H199ZM216 63V62H215ZM94 64V63H93ZM168 64V62H167ZM185 64V63H184ZM183 64V65H184ZM187 64V62H186ZM189 64V63H188ZM208 64V63H207ZM219 64V63H217ZM221 64V63H220ZM225 64V63H224ZM97 65V64H96ZM148 65V66H147ZM173 65V64H172ZM176 65V64H175ZM197 65V64H196ZM211 65V64H210ZM223 65V64H222ZM236 65V64H234ZM242 65V64H241ZM264 66V64H262ZM67 66V65H66ZM71 67V65H69ZM68 66V67H69ZM90 66V65H89ZM98 66V65H97ZM180 66V64H179ZM182 66V65H181ZM188 66V65H187ZM213 67V65H211ZM218 66V65H217ZM262 66V67H263ZM68 67H65V68H68ZM174 67V66H173ZM184 67V66H183ZM198 67V66H197ZM224 67V66H223ZM227 67V66H226ZM261 67V68H262ZM97 68V67H96ZM175 68V67H174ZM173 68V69H174ZM177 68V67H176ZM201 68V67H200ZM203 68V67H202ZM220 68V67H219ZM246 68V67H245ZM248 68V67H247ZM260 68V66H259ZM98 69V68H97ZM184 69V68H183ZM184 69V70H186ZM224 69V68H223ZM226 69V68H225ZM224 69V70H225ZM235 69V68H234ZM257 69V68H256ZM264 69V68H263ZM99 70V69H98ZM102 70V69H101ZM186 70V71H187ZM240 70V69H239ZM259 70V69H257ZM106 71V70H105ZM190 71V72H189ZM232 71V70H231ZM241 71V70H240ZM247 71V70H246ZM252 71V70H251ZM260 71V70H259ZM261 71H264V70H261ZM69 72V73H70ZM158 72V75H160V77L158 79L155 78V76L157 74H154V73H157ZM255 72V71H254ZM258 72V71H257ZM70 73V74H71ZM229 73V71H228ZM113 74V75H111ZM217 74H219L217 72ZM256 74V73H255ZM64 75V74H63ZM93 75V76H92ZM245 75V74H243ZM71 76V75H70ZM215 76H216V73H215ZM214 76V77H215ZM222 76H223V73H222ZM225 77L227 76L226 74L224 75ZM241 76V75H240ZM250 76V75H249ZM78 77L76 78V80L78 79ZM80 77H79V80L78 81V86L79 85V81H80ZM218 77V75H217ZM220 77V76H219ZM218 77V79H214L215 80H218V81H213L215 84L217 83L218 86H216V88H213V86H211V81H210V85L209 87L205 86L207 83H204L205 87H207V90L209 89V92H208V95H209V99L217 102L218 104L220 102L223 103V100H221V95L220 94H225L224 93V88L226 87L227 84H224V80L221 82L220 81V78ZM223 77V78H225ZM54 78V75L53 77ZM63 78V77H62ZM98 78V77H97ZM100 78V79H102ZM238 78H240L238 76ZM242 78V77H241ZM245 78V77H244ZM123 79V78H122ZM169 79V81H168ZM260 79V78H259ZM64 80V79H63ZM127 80V81H128ZM206 80V81H204ZM213 80V78L211 79ZM242 80V79H241ZM247 80H250L249 78ZM77 81L75 82L76 84V88H77ZM101 83L103 82V80H100ZM99 81V82H100ZM104 81V82H105ZM221 83H220V82ZM227 81V80H226ZM240 81V79H238V82ZM243 81H246V80H243ZM242 81V82H243ZM253 81V80H252ZM120 82V81H119ZM212 82V83H213ZM237 82V81H236ZM241 82V81H240ZM250 82V81H248ZM258 82V81H256ZM90 83V84H89ZM97 83V81L95 82ZM118 83V84H117ZM213 83V84H214ZM226 83V82H225ZM231 83V81H230ZM233 85L235 82H233ZM253 83V82H252ZM58 84V83H57ZM89 84V85H88ZM121 84V82H120ZM123 84V83H122ZM159 84V85H158ZM244 84V82H243ZM74 85V84H73ZM106 85V84H105ZM208 85V84H207ZM231 85V84H230ZM247 85V84H246ZM250 85V84H249ZM255 85V84H254ZM71 86V85H70ZM83 86V87H84ZM85 86V87H86ZM100 86V87H99ZM119 86V85H118ZM121 86V85H120ZM125 87V84L123 85ZM204 86L202 88H204ZM253 86V85H251ZM250 86V87H251ZM69 87V85H68ZM67 87V84L65 85L64 83H61L58 85V88L60 89L61 88V91L68 88ZM84 87V88H85ZM72 88V87H71ZM81 89V87H79ZM108 88V87H107ZM118 89L120 87H117ZM130 88V87H129ZM232 88V87H231ZM105 89V88H104ZM114 89V88H112ZM132 89V88H131ZM132 89V90H134ZM236 89V88H234ZM241 89V88H240ZM247 89V88H246ZM245 89V90H246ZM68 90V89H67ZM73 90V89H72ZM82 90V89H81ZM86 90V89H85ZM83 90V91H85ZM109 90V89H108ZM126 90V89H124ZM160 90V89H159ZM158 90V92H159ZM18 92L21 93V91L17 90ZM58 91V90H56ZM136 91V90H135ZM166 91V93H167ZM198 91H202V90H198ZM203 91H205V88L203 89ZM233 92L235 90H232ZM239 91V90H238ZM64 92V91H63ZM75 92V91H74ZM73 92V93H74ZM134 92V91H133ZM164 91H162L163 93ZM206 92V91H205ZM9 93V92H8ZM132 93V91L130 92ZM136 93V92H135ZM161 94V92H159ZM198 93V92H197ZM242 93V92H241ZM246 93V92H243V94ZM127 94V92H126ZM139 94V93H138ZM156 91H155V95H156ZM202 94V92H201ZM204 94V93H203ZM236 94V91L235 93ZM233 94V95H234ZM1 97L0 98H4L6 96L5 92L1 93ZM10 95V94H9ZM75 95V94H74ZM113 95V94H112ZM140 95V94H139ZM163 95V94H161ZM185 95H188V96H185ZM199 95V93H198ZM220 95V97H219ZM225 95H228V93H226ZM224 95V96H225ZM115 96V95H114ZM158 96V95H156ZM179 96V97H180ZM201 96V95H200ZM206 96V95H205ZM10 97V96H9ZM112 97V96H111ZM127 97V96H126ZM202 97V96H201ZM211 97V98H210ZM233 97V96H232ZM6 98V97H5ZM150 98V97H149ZM170 98H174V97H170ZM221 98V99H219ZM231 98V96H230ZM21 99H22V96H21ZM142 98H140L141 100ZM148 99V97H147ZM162 99V98H161ZM164 99V98H163ZM162 99V100H163ZM195 99V98H194ZM232 99V98H231ZM230 99L231 102H233L232 100ZM234 99V97H233ZM160 100V99H159ZM158 100V101H159ZM171 100V99H170ZM184 100V99H183ZM198 101V99H195ZM194 100V101H195ZM206 100V98H205ZM208 100V99H207ZM229 100V99H228ZM165 101V100H164ZM209 101V100H208ZM137 103V101H135ZM142 102V101H141ZM206 102V101H205ZM229 102V101H228ZM13 103V102H11ZM10 103V104H11ZM144 103V102H142ZM158 103V102H157ZM192 103V102H191ZM202 103V102H200ZM199 103V105H200ZM208 103V102H206ZM189 104V103H188ZM15 105V104H14ZM203 105V104H202ZM205 105V104H204ZM220 105V104H219ZM222 106L224 104H221ZM126 106V105H124ZM129 106V105H128ZM126 106V107H128ZM137 106V105H136ZM183 106V105H182ZM217 106V105H216ZM17 110L21 111V100H20V103L17 104ZM162 107V106H161ZM170 107V106H168ZM191 107V106H190ZM194 107V106H193ZM192 107V108H193ZM227 107V106H226ZM225 107V108H226ZM197 108V107H196ZM202 108V107H201ZM204 110L207 109L206 107H203ZM213 108V107H212ZM230 108V107H229ZM228 108V109H229ZM162 109V108H161ZM140 110V109H139ZM165 110V109H164ZM167 110V109H166ZM185 110V109H184ZM202 110V109H201ZM203 110V111H204ZM136 111V110H135ZM163 111V109H162ZM175 111V110H174ZM186 111V110H185ZM191 111V110H190ZM216 111V110H215ZM180 112V110H179ZM179 112L177 114H179ZM199 113L201 111H198ZM225 112V111H224ZM168 113V112H167ZM203 113V112H202ZM208 113V111H207ZM220 113V112H219ZM169 114V113H168ZM168 114H165L167 116H169ZM204 114V113H203ZM180 115V114H179ZM201 115V114H200ZM199 115V116H200ZM94 116V115H93ZM183 116V115H182ZM184 116H187L184 114ZM203 116V115H202ZM175 117V115L173 116V118ZM181 117V116H180ZM179 117V118H180ZM189 117V116H188ZM182 118V117H181ZM190 119V118H189ZM198 119V118H197ZM187 120V119H186ZM195 121H198L196 119H193ZM193 120H191L193 122ZM190 121V122H191ZM189 122V123H190ZM184 123H185V120H184ZM187 123V122H186ZM195 124V122H193ZM169 124V123H168ZM181 125V124H180ZM179 127L176 126V128ZM137 128H141L143 129L144 131V136H145V149L146 150H143V149H139L136 145V142H135V139L132 138V134L130 135V132H135V130ZM194 128H191V129H194ZM190 129V128H189ZM264 129V128H263ZM263 129L260 131V133H264L263 132ZM226 132H235V133H245V137L246 139L244 140V142H242L241 145H237L233 148H230V149H223L221 150L220 152H213L211 151V147L214 149L215 147H213L215 145V143H217L219 140H221L223 138V134L225 135ZM254 132V131H253ZM256 132V133H257ZM232 133V134H233ZM239 133V134H240ZM242 134V133H241ZM231 136V135H230ZM260 136H263V135H260ZM226 137V136H225ZM233 137V136H231ZM237 137V136H236ZM235 137V139H236ZM244 137V138H245ZM221 138V139H220ZM230 138V137H229ZM243 138V139H244ZM87 139V138H86ZM225 139V138H224ZM97 141V140H96ZM231 141V140H230ZM233 141V140H232ZM242 141V140H241ZM220 142V141H219ZM218 142V144H219ZM235 142V140H234ZM240 142V141H239ZM89 143V142H87ZM221 143V142H220ZM118 144L119 147L117 146H114ZM240 144V143H239ZM99 145V144H98ZM220 146V145H219ZM217 148V147H216ZM215 148V149H216ZM219 148V147H218ZM223 148V147H222ZM96 149V148H95ZM218 151V149L216 150ZM136 158V160H137ZM134 161V162H133ZM133 162V163H132ZM137 162V161H136ZM143 162V161H142ZM233 163L237 165L238 164H241L242 165H238L236 167H233L231 165H233ZM93 164V163H92ZM90 163L84 165V167H86V170L83 172V173H79V172H76L74 170H70V172L68 171V169H65V168H59V167H53V168H46L48 166H46L47 164H44L42 166H39L38 168H34L33 170H30V171H25V173H20V174H17L15 176H13L11 179H9L8 177L6 176H3V175H0V186L2 185H5L6 183L10 182V181H14V182H17V181H20L21 179H23L24 177H28L29 178H43L46 179L47 181L49 182H53V183H56V182H73L75 180H81V179H85V180H93V179H101V178H111V179H116V178H121V177H131L133 179L134 176L135 177H139V176H145L147 179H152L154 177L156 178H163L165 179L164 177H178L177 175H168L166 176L165 174H162V173H159V172H156V171H151L148 169V167H146L145 165L142 166L143 167V170L142 171H139L138 173H131L130 171H127V170H112V171H103V170H97L95 173L91 170V167H93ZM124 164V163H123ZM136 164V163H135ZM126 165V164H125ZM45 166V167H44ZM128 166V165H127ZM226 166H231V167H226ZM97 168V167H96ZM95 168V169H96ZM129 168V167H128ZM179 177H182L184 178V176H179ZM192 178V179H195V180H202V181H207L208 179H205L204 177H201L200 175L198 174H195L194 176H188V178ZM163 179H160L159 181H157L158 183L161 182ZM169 180V179H167ZM174 180V179H173ZM176 181H179V180H176ZM156 182V181H154ZM3 189V188H0V190ZM0 239H3L4 242L7 241L9 243H12L20 248H23L24 250L30 252V253H33V254H37L38 256L39 255H42V256H48L49 258H51L56 264H77L78 262H84L85 260L89 259L90 255L86 252V248H79L77 249L76 251H73V252H70L68 250H63V249H60L54 245H51V244H47L45 241H44V237H38V236H34V235H24L18 231H15V230H12V229H9V228H5L1 223H0ZM4 254V253H3ZM29 254V253H28ZM2 255V254H1ZM36 255V256H37ZM29 258V257H28ZM42 259V258H40ZM40 261V260H39ZM153 261H154V258L152 256H149L147 258H145L141 264H153ZM31 263V262H30ZM27 260L25 259H21V260H18V261H15V262H11L9 260V258L7 257V255H2L0 257V264H30Z\"/></svg>",
  "mask_w": 264,
  "mask_h": 264
},
{
  "label": "built area",
  "instance_id": "2783aa9c",
  "mask_svg": "<svg viewBox=\"0 0 264 264\" xmlns=\"http://www.w3.org/2000/svg\"><path fill=\"white\" fill-rule=\"evenodd\" d=\"M9 48V47H8ZM11 48L6 49L5 54L0 56V94L8 93L13 90H19L22 93L21 109L23 108L24 99L29 97L28 109L26 113L13 120L15 128L7 124L0 125V132L7 134H19L31 136L39 141L46 142L49 145H78L81 150L86 148V136L88 131L94 126L93 107L91 104L80 102L69 96L62 95L55 91L50 85H42L39 81L30 79L27 75L17 80H10L11 67L14 62L27 64L26 72L29 70L31 62L30 55L27 50L17 54L12 50L13 59L9 57ZM9 58V59H8ZM33 64V63H32ZM30 93V95H29ZM7 98H0L3 101ZM49 138L52 141H43ZM12 156L18 161H25L28 156L21 152L18 146L2 144L0 145V157ZM60 154L53 155V159H59ZM42 161L48 166H53L52 163L43 161L41 157L35 158ZM46 165V166H47ZM68 168V167H67ZM138 179V178H137ZM260 179V178H258ZM116 179H109L104 182L95 183L96 186H102L106 183L114 182ZM125 180V179H120ZM147 182L149 185L163 184L169 180L163 179L161 182H153L146 177L138 179ZM176 181V180H173ZM192 182L189 180H180L179 182ZM224 182L210 183L216 184ZM57 184L63 182H56ZM55 183V184H56ZM201 183V182H200ZM80 211L84 220L98 218L103 223H111L107 230L112 232L113 244L121 245L123 248H128L132 242V238L128 234L129 216L125 212H118L106 203L100 200L85 201L80 205ZM184 235V234H183ZM236 247L239 249L251 250L252 248L242 242H237ZM103 257H108L109 253L102 254Z\"/></svg>",
  "mask_w": 264,
  "mask_h": 264
},
{
  "label": "water",
  "instance_id": "95a60500",
  "mask_svg": "<svg viewBox=\"0 0 264 264\" xmlns=\"http://www.w3.org/2000/svg\"><path fill=\"white\" fill-rule=\"evenodd\" d=\"M156 172H157V171H156ZM141 177H143V178H144L145 176H141ZM44 181H45V180H44Z\"/></svg>",
  "mask_w": 264,
  "mask_h": 264
}]
</instances>
